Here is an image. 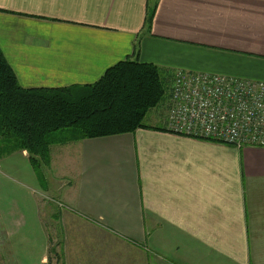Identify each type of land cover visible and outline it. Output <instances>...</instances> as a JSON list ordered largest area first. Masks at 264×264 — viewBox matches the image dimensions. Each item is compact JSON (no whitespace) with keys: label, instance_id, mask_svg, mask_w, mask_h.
<instances>
[{"label":"crops","instance_id":"obj_1","mask_svg":"<svg viewBox=\"0 0 264 264\" xmlns=\"http://www.w3.org/2000/svg\"><path fill=\"white\" fill-rule=\"evenodd\" d=\"M153 1L0 0V48L24 88L92 84L127 58L171 82L178 70L264 81V0H156L147 28ZM167 101L151 128L51 149L60 209L86 235L76 264H264V147L159 129ZM9 183L12 254L45 263L50 210L35 203L26 216ZM31 221L38 239L13 234Z\"/></svg>","mask_w":264,"mask_h":264},{"label":"trees","instance_id":"obj_2","mask_svg":"<svg viewBox=\"0 0 264 264\" xmlns=\"http://www.w3.org/2000/svg\"><path fill=\"white\" fill-rule=\"evenodd\" d=\"M151 3L147 28L157 1ZM172 75L155 64L127 58L92 84L24 88L0 48V134L12 140V151H26L31 164L49 166L52 144L151 128L146 115L170 97L167 77ZM60 130L71 134L52 138Z\"/></svg>","mask_w":264,"mask_h":264},{"label":"built area","instance_id":"obj_3","mask_svg":"<svg viewBox=\"0 0 264 264\" xmlns=\"http://www.w3.org/2000/svg\"><path fill=\"white\" fill-rule=\"evenodd\" d=\"M167 129L177 135L264 147V81L175 72Z\"/></svg>","mask_w":264,"mask_h":264},{"label":"rangeland","instance_id":"obj_4","mask_svg":"<svg viewBox=\"0 0 264 264\" xmlns=\"http://www.w3.org/2000/svg\"><path fill=\"white\" fill-rule=\"evenodd\" d=\"M168 102V101H167ZM165 105V103H164ZM158 106L151 109L145 118V124L150 125L158 123L157 120H161L159 116H162L165 107ZM158 120V121H159ZM70 131L64 132L60 130L53 134L52 138L61 139L69 136ZM61 144H52L51 149L53 157H55L56 149ZM12 140L5 138L0 134V198H5L3 201L6 205L9 204L8 190L6 185L9 183V190H16L10 194L14 196L16 200L13 202H19L22 211L27 216L29 206L38 203L40 208L50 210L44 217L43 222L47 225V231L49 238V260L45 263L35 262L36 264H76L77 262V250H79L85 243L86 235L78 229V224L69 225L71 220H74L70 215L67 216V211L64 213L60 209L61 207L66 208L62 202V198L58 196V189L62 179L56 178L55 172L59 171L50 170L45 163L35 166L31 164L29 154L25 151L14 150L12 151ZM67 153H63V156ZM54 161H58V164L54 167L59 166V159L54 158ZM62 170L60 171L61 175ZM37 173H42L41 177ZM20 186V187H19ZM27 186V188H26ZM1 207H5L1 204ZM60 209L61 214L56 213L55 208ZM46 212V211H45ZM56 215L57 217H53ZM47 223V224H46ZM72 227V228H71ZM5 220L2 218L0 213V264H34V262H22L17 261L15 256L12 254V245H10L8 238V231ZM11 230L15 236L20 232L19 239H23L24 234L38 237L41 227L35 222L31 221L30 226L23 227H11ZM38 239V238H37ZM56 245H59L57 252L55 251ZM84 250V249H83ZM87 250V248H85ZM147 252L146 250H143ZM144 261L146 262V255Z\"/></svg>","mask_w":264,"mask_h":264}]
</instances>
